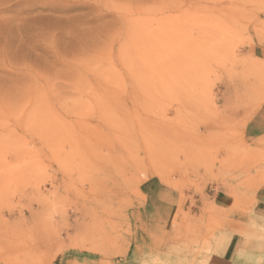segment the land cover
Wrapping results in <instances>:
<instances>
[{
  "label": "rangeland",
  "instance_id": "rangeland-1",
  "mask_svg": "<svg viewBox=\"0 0 264 264\" xmlns=\"http://www.w3.org/2000/svg\"><path fill=\"white\" fill-rule=\"evenodd\" d=\"M263 108L264 0H0V264L125 260L150 183L211 264L264 209Z\"/></svg>",
  "mask_w": 264,
  "mask_h": 264
},
{
  "label": "crops",
  "instance_id": "crops-1",
  "mask_svg": "<svg viewBox=\"0 0 264 264\" xmlns=\"http://www.w3.org/2000/svg\"><path fill=\"white\" fill-rule=\"evenodd\" d=\"M246 129L248 134L255 132V126L252 127L250 122L247 123ZM178 201V194L172 190L166 188L165 191L163 188L155 187L154 184H148L145 189V204L141 212L147 224H143L140 229L144 234V240L139 239L141 242L135 239L128 258L117 264H188L189 247L187 242L181 241V232L172 223ZM216 208H219L218 205ZM255 216L256 219L252 220L249 215L243 214L242 221L237 225L234 219L231 220L227 231L234 234L235 229H238L241 234H238L237 238L232 235L230 237L232 241L222 248L221 254L212 253L214 259L211 264H264V209L256 212ZM151 232L153 234L149 236ZM178 233L180 240H177ZM182 238L186 239V236ZM235 239L238 240L237 244ZM56 264H71V262L67 260Z\"/></svg>",
  "mask_w": 264,
  "mask_h": 264
}]
</instances>
